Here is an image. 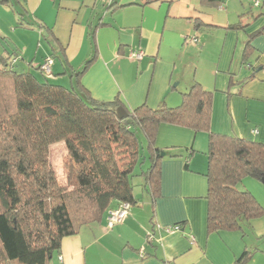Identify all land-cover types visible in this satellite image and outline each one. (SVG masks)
I'll list each match as a JSON object with an SVG mask.
<instances>
[{"label": "crops", "instance_id": "crops-1", "mask_svg": "<svg viewBox=\"0 0 264 264\" xmlns=\"http://www.w3.org/2000/svg\"><path fill=\"white\" fill-rule=\"evenodd\" d=\"M92 55L80 77L92 98H118L127 111L175 107L198 82L212 92V132L264 143V0H0V56L18 70L70 88ZM47 56L50 74L39 70ZM156 146L165 154L155 202L133 191L120 223L104 216L65 236L57 264H235L244 251L240 264H264V215L207 231L208 133L162 123ZM250 179L243 185L264 206L262 182Z\"/></svg>", "mask_w": 264, "mask_h": 264}, {"label": "trees", "instance_id": "trees-1", "mask_svg": "<svg viewBox=\"0 0 264 264\" xmlns=\"http://www.w3.org/2000/svg\"><path fill=\"white\" fill-rule=\"evenodd\" d=\"M94 58L83 63L68 88L44 75L39 80L0 56V264H51L62 239L102 221L111 202L135 205L132 177L145 158L144 145L148 166L140 175L153 204L161 194L162 150L156 137L162 123L208 133V232L239 230L264 215L253 193L236 187L245 177L264 176V143L212 132L211 91L194 82L178 106L143 103L119 119L118 98L96 100L80 83ZM58 141L66 150L65 185L48 161L49 146ZM248 257L244 251L235 264Z\"/></svg>", "mask_w": 264, "mask_h": 264}, {"label": "rangeland", "instance_id": "rangeland-1", "mask_svg": "<svg viewBox=\"0 0 264 264\" xmlns=\"http://www.w3.org/2000/svg\"><path fill=\"white\" fill-rule=\"evenodd\" d=\"M255 7V6H253ZM39 78V76H38ZM53 79V77H51ZM48 79V76H47ZM39 80H42V78L40 77ZM62 85V84H61ZM66 87H69L68 84H63ZM140 141L142 142V144L144 145V139L141 135H139ZM145 145H144V149L142 150V154L144 155V160L141 159V162H139L138 164H136L135 170H134V176L132 177V183L134 184L133 187V191L134 194L138 197L139 202L142 203V201H145L144 199L147 198V192L146 189L144 188V178L143 176H141V172L142 170H146L147 166H148V159L146 158V152H145ZM65 145L63 141H58L55 143H52L49 146V150H48V161L52 167V169L54 170L55 176L58 180V182L61 185H65L67 182V178H66V169L64 168L65 165ZM246 179H244V181L240 182L237 184V188L240 190H247L248 188L246 186H244L243 184H245V182H248L246 180H251L250 178L252 177H245ZM258 180V179H255ZM263 184V183H261ZM264 186V184H263ZM249 191V190H248ZM147 205H145L146 208ZM3 264H14V263H3ZM51 264H57L56 262V253H53V256L51 258Z\"/></svg>", "mask_w": 264, "mask_h": 264}, {"label": "built area", "instance_id": "built-area-1", "mask_svg": "<svg viewBox=\"0 0 264 264\" xmlns=\"http://www.w3.org/2000/svg\"><path fill=\"white\" fill-rule=\"evenodd\" d=\"M260 0H252L253 6H258ZM143 55V52L138 50H132L129 52V56L134 59H140ZM53 63V59L51 56H47L43 63L40 65V69L45 74H50L51 65ZM252 132H257V130H253ZM130 204L128 202H119L116 207L110 208L106 213V225L107 227H112L117 223H120L124 217L129 213ZM180 227L178 225H170L166 227V231L171 232L174 230H178ZM152 237V235L150 236Z\"/></svg>", "mask_w": 264, "mask_h": 264}, {"label": "water", "instance_id": "water-1", "mask_svg": "<svg viewBox=\"0 0 264 264\" xmlns=\"http://www.w3.org/2000/svg\"><path fill=\"white\" fill-rule=\"evenodd\" d=\"M116 115L119 119H124L128 117L129 113L123 106H119L116 108ZM164 154V151H161V156ZM260 181L264 184V176L261 177Z\"/></svg>", "mask_w": 264, "mask_h": 264}]
</instances>
